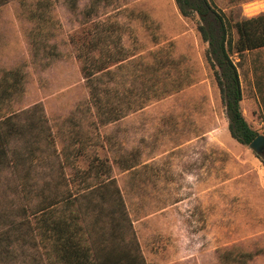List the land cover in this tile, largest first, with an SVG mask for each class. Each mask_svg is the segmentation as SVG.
I'll return each mask as SVG.
<instances>
[{
	"label": "rangeland",
	"instance_id": "rangeland-1",
	"mask_svg": "<svg viewBox=\"0 0 264 264\" xmlns=\"http://www.w3.org/2000/svg\"><path fill=\"white\" fill-rule=\"evenodd\" d=\"M207 1L230 26L264 13V0ZM198 21L174 0H10L0 7V95H9L0 107L37 108L57 150L78 133L74 168L93 157L110 167L146 264H264V148L257 155L230 136ZM232 61L242 115L264 137V47ZM83 62L105 69L88 82ZM104 103L117 121H98ZM61 171L53 157L35 161L30 191ZM16 184L4 170L0 207L23 205L8 191Z\"/></svg>",
	"mask_w": 264,
	"mask_h": 264
},
{
	"label": "trees",
	"instance_id": "trees-1",
	"mask_svg": "<svg viewBox=\"0 0 264 264\" xmlns=\"http://www.w3.org/2000/svg\"><path fill=\"white\" fill-rule=\"evenodd\" d=\"M9 1L0 0V7ZM174 2L182 17L194 13L199 16L197 30L208 43L206 57L226 107L229 134L237 143L249 146L257 133L242 115L241 86L232 56L264 47V13L230 26L207 0ZM211 16L213 21L209 20ZM232 28L237 35L235 40ZM83 63L82 71L88 82L105 69L99 62ZM8 96L0 95V101ZM109 105L95 104L101 124L119 119ZM1 109L0 179L8 169L17 183L16 187L9 185L8 191H17L23 205L16 208L8 202L7 207H0V264H10L18 257L23 259L22 264H146L130 228L123 197L109 175L110 167L93 157L86 170L74 168L73 159L81 155L85 141L74 133L57 150L47 120L37 108L9 113ZM52 157L62 171L53 180L44 179L47 174L42 175L35 195L28 185L33 180L32 164L37 161L48 165ZM67 168L73 171L71 178L65 177L63 170ZM101 176L103 180L91 183L90 177ZM76 181L82 186L75 193L71 187ZM50 187L54 190L51 197L47 194ZM30 195L38 202L31 204Z\"/></svg>",
	"mask_w": 264,
	"mask_h": 264
},
{
	"label": "water",
	"instance_id": "water-1",
	"mask_svg": "<svg viewBox=\"0 0 264 264\" xmlns=\"http://www.w3.org/2000/svg\"><path fill=\"white\" fill-rule=\"evenodd\" d=\"M255 154L260 155L262 148H264V137L257 136L249 145Z\"/></svg>",
	"mask_w": 264,
	"mask_h": 264
},
{
	"label": "bare ground",
	"instance_id": "bare-ground-1",
	"mask_svg": "<svg viewBox=\"0 0 264 264\" xmlns=\"http://www.w3.org/2000/svg\"><path fill=\"white\" fill-rule=\"evenodd\" d=\"M262 6H263V5H262ZM250 8H251V7H250ZM250 8H249V9H250Z\"/></svg>",
	"mask_w": 264,
	"mask_h": 264
}]
</instances>
